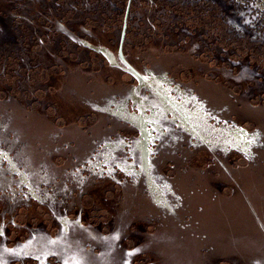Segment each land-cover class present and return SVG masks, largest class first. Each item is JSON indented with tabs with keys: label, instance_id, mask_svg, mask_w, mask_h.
Returning <instances> with one entry per match:
<instances>
[{
	"label": "water",
	"instance_id": "1",
	"mask_svg": "<svg viewBox=\"0 0 264 264\" xmlns=\"http://www.w3.org/2000/svg\"><path fill=\"white\" fill-rule=\"evenodd\" d=\"M264 264V0H0V264Z\"/></svg>",
	"mask_w": 264,
	"mask_h": 264
},
{
	"label": "snow or ice",
	"instance_id": "2",
	"mask_svg": "<svg viewBox=\"0 0 264 264\" xmlns=\"http://www.w3.org/2000/svg\"><path fill=\"white\" fill-rule=\"evenodd\" d=\"M66 264H67V262H66ZM77 264H78V262H77Z\"/></svg>",
	"mask_w": 264,
	"mask_h": 264
}]
</instances>
